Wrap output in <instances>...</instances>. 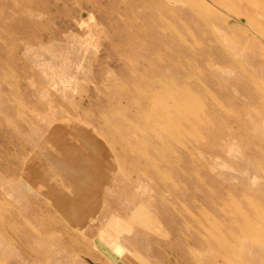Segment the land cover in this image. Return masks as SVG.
<instances>
[{"label": "rangeland", "instance_id": "obj_1", "mask_svg": "<svg viewBox=\"0 0 264 264\" xmlns=\"http://www.w3.org/2000/svg\"><path fill=\"white\" fill-rule=\"evenodd\" d=\"M45 1L0 0V264H264V27Z\"/></svg>", "mask_w": 264, "mask_h": 264}, {"label": "bare ground", "instance_id": "obj_2", "mask_svg": "<svg viewBox=\"0 0 264 264\" xmlns=\"http://www.w3.org/2000/svg\"><path fill=\"white\" fill-rule=\"evenodd\" d=\"M31 1V0H30ZM33 1V0H32ZM45 1V0H44ZM134 1V3H136L137 4V6H139V7H142V9L143 10H148V11H150L151 9V7L153 6V5H156L157 3H160L164 8H166L168 11L169 10H171L170 8H172V5H175L176 3H177V1H179V2H182L183 4L186 2H188V5H189V7H190V9L191 10H193L194 11V13L196 14V15H198V16H201V17H205V19L206 18H211V19H217V13L219 12V11H221V9L222 8H224V9H226V11H229V12H232L233 14L235 13V17H237V21H239V22H241V19L242 18H244L245 19V21H246V23H248V24H254V25H258L259 26V28H262V27H264V24H263V21H264V0H133ZM28 2H29V0H28ZM46 2V1H45ZM51 2H53V1H51ZM64 2V1H63ZM25 4H27V2H25ZM36 4V3H35ZM44 4V3H43ZM106 4H112V5H119V4H122V5H124L125 3H122V1L121 0H106ZM180 4V3H179ZM24 5V4H23ZM22 5V6H23ZM40 5H41V3H40ZM48 5H50V4H48ZM59 5H61V4H59ZM44 6H46V4L44 5ZM12 7V6H11ZM37 7V6H36ZM35 7V8H36ZM42 7V6H41ZM41 7H37L35 10H40L41 12L42 11H46V10H43V8H41ZM47 7V6H46ZM46 7H45V9H46ZM49 7V6H48ZM91 7H92V5H91ZM99 7V6H98ZM97 7V8H98ZM30 8V7H29ZM59 8V7H58ZM65 8V7H64ZM174 8H176V7H174ZM178 8V7H177ZM12 9L16 12V11H19L20 9H21V7H19L17 4H15V5H13V7H12ZM25 9H26V5H25ZM48 9V8H47ZM86 9V8H85ZM22 10H24L23 9V7H22ZM21 10V11H22ZM32 10V9H31ZM53 10V9H52ZM57 10V9H56ZM91 10V9H90ZM99 10V9H98ZM157 10V9H156ZM33 11V10H32ZM137 11V10H136ZM163 11V10H162ZM173 11V10H172ZM192 11V12H193ZM40 12V13H41ZM53 12V11H52ZM158 12V11H157ZM170 12V11H169ZM168 12V13H169ZM51 13V12H50ZM143 13V12H142ZM45 14H48V12L46 11V13ZM59 14H61V13H59ZM139 14V13H138ZM145 14V13H144ZM157 14V13H156ZM55 15V14H54ZM58 15V14H57ZM143 15V14H142ZM146 15H147V13H146ZM152 15V14H151ZM160 15V14H159ZM230 15H232V14H230ZM53 16V15H52ZM144 16V15H143ZM162 16V15H161ZM228 16V15H227ZM50 17V16H49ZM149 17V16H148ZM147 17V18H148ZM153 17V16H152ZM234 17V18H235ZM59 18H61V17H59ZM142 18V17H141ZM144 18V17H143ZM150 18V17H149ZM165 18V17H164ZM157 19V18H156ZM52 20V19H51ZM55 20V19H54ZM152 20V19H151ZM263 20V21H262ZM223 21V20H222ZM229 21V20H228ZM150 22V21H149ZM158 22V21H157ZM163 22H165V21H163ZM162 22V23H163ZM206 22V21H205ZM169 23V22H168ZM58 24V23H57ZM63 24V23H62ZM124 24V23H123ZM130 24V25H129ZM142 23H140V25H141ZM167 24V23H166ZM176 24V23H175ZM174 24V25H175ZM182 24V26H183V22L181 23ZM185 24V23H184ZM125 25L127 26V28L129 27L130 28V26H131V29H134V27L131 25V23H129V22H126L125 23ZM58 26V25H57ZM206 26V25H205ZM213 25H211V27H212ZM249 26V25H248ZM170 27V26H169ZM176 27V26H175ZM210 27V26H209ZM214 27H215V25H214ZM220 27V26H219ZM230 27V26H229ZM172 28V27H171ZM227 28V27H226ZM225 28V29H226ZM250 28V27H249ZM57 29V28H56ZM187 29V28H186ZM189 29V28H188ZM187 29V30H188ZM197 29V28H196ZM207 29V28H206ZM216 29V28H215ZM251 29V28H250ZM140 30H142V28H140ZM163 30V29H162ZM167 30V29H166ZM217 30V29H216ZM226 30H228V29H226ZM253 30V29H252ZM148 31V30H147ZM182 31H183V29H182ZM210 31V30H209ZM230 31V30H229ZM260 31H262L263 33H264V29H261ZM156 32V31H155ZM180 32V31H179ZM187 32V31H186ZM200 33H201V30L199 31ZM211 32V31H210ZM218 32V31H217ZM146 33V32H145ZM204 33V32H203ZM207 33V32H206ZM147 34V33H146ZM165 34V33H164ZM174 34V33H173ZM209 34V33H208ZM151 35V34H150ZM171 35V34H170ZM175 35V34H174ZM177 35V34H176ZM201 35V34H200ZM153 36V35H152ZM210 36V35H209ZM229 36V35H228ZM231 36V35H230ZM162 37V36H161ZM180 37H181V40L180 41H182L183 43L185 42L186 43V41H185V39H184V37L183 36H181L180 35ZM191 37V36H190ZM208 37V36H207ZM236 37V36H235ZM260 37V36H259ZM150 38H152V37H150ZM172 38V37H171ZM192 38V37H191ZM190 38V39H191ZM205 39V38H204ZM208 39V38H207ZM240 39H242V38H240ZM156 40H158V39H156ZM239 40V39H238ZM154 41V40H153ZM160 41V40H159ZM158 41V42H159ZM201 41V40H200ZM209 41V40H208ZM251 41V40H250ZM150 42H151V40H150ZM190 42V41H189ZM211 43V42H210ZM212 43H213V41H212ZM211 43V44H212ZM252 43V42H251ZM157 44V43H156ZM194 44V43H193ZM197 44H198V42H197ZM205 44V43H204ZM163 45V44H162ZM166 45V44H165ZM250 45V44H249ZM254 45V44H253ZM252 45V46H253ZM190 46V45H189ZM256 46V45H255ZM254 46V47H255ZM154 47H156V46H154ZM153 47V49L155 50L156 48H154ZM191 47V46H190ZM210 48V47H209ZM215 48H216V45H215ZM256 48V47H255ZM260 48V47H259ZM212 50V49H211ZM179 51V50H178ZM192 51V50H191ZM164 52V51H163ZM167 52H169V51H167ZM216 52V51H215ZM219 53H220V51H218ZM222 52H223V50H222ZM146 53H148V52H146ZM166 53V52H165ZM173 53V52H172ZM193 53V52H192ZM209 53V52H208ZM168 54V53H167ZM212 54V53H211ZM253 54V53H252ZM173 55V54H172ZM179 55V54H178ZM191 54L189 53V56H190ZM217 55V54H216ZM223 55H225V53L223 54ZM228 55V54H227ZM165 56V55H164ZM183 56V55H182ZM199 56H202V55H199ZM174 57V56H173ZM191 58H192V56H190ZM212 57H213V55H212ZM226 57V56H225ZM253 57V56H252ZM176 58V57H175ZM223 58V57H222ZM231 58V57H230ZM203 59V58H202ZM206 59H208L209 60V58H206ZM186 60V59H185ZM191 60V59H190ZM223 60V59H222ZM221 60V61H222ZM228 60V59H227ZM250 60H252V59H249V61ZM189 61V60H188ZM187 61V62H188ZM224 61V60H223ZM163 62V61H162ZM179 62V61H178ZM208 62V61H207ZM220 62V61H219ZM232 62V61H231ZM192 63H193V61H192ZM198 63V62H197ZM230 63V62H229ZM233 63V62H232ZM240 63H241V61H240ZM177 64V63H176ZM180 64V63H179ZM183 64V63H182ZM199 64V63H198ZM211 64V63H210ZM223 64V63H222ZM225 64H226V61H225ZM228 64V63H227ZM235 64V63H234ZM233 64V65H234ZM207 65V64H206ZM212 65V64H211ZM215 65V64H214ZM217 65V64H216ZM183 66V65H182ZM198 66V65H197ZM201 66V65H200ZM228 66V65H227ZM177 67H179V66H177ZM215 67V66H214ZM217 67V66H216ZM220 67V66H219ZM223 67V66H222ZM221 67V68H222ZM234 68H236V67H234ZM214 69V68H213ZM239 73H237V72H235V73H237V75H239V79H240V89L241 88H247V85H246V83H245V81H249V76H248V74L246 73L245 75H244V69L240 66L239 68ZM194 70V69H193ZM236 70V69H235ZM220 71V70H219ZM218 71V72H219ZM232 71H234V70H232ZM232 71H231V74H232ZM237 71V70H236ZM218 72H217V74H218ZM186 73V72H185ZM191 73V72H190ZM189 73V74H190ZM211 73V72H210ZM216 73V72H215ZM234 73V74H235ZM168 74L170 75L171 73H169L168 72ZM191 74H193V73H191ZM219 74H220V72H219ZM224 74V73H223ZM229 74H230V72H229ZM184 76V75H183ZM244 76V77H243ZM248 76V77H247ZM171 77V76H170ZM173 77V76H172ZM251 77V76H250ZM206 78V77H205ZM212 78V77H211ZM178 80H179V77H178ZM184 80V79H183ZM176 81V80H175ZM235 82V81H234ZM237 82V81H236ZM163 83V82H162ZM176 83H178V82H176ZM180 83V82H179ZM159 84V83H158ZM184 84V83H183ZM160 85V84H159ZM170 85V84H169ZM173 85V84H172ZM185 85V84H184ZM171 86V85H170ZM182 86V85H181ZM198 86V85H197ZM165 87H166V85H165ZM164 87V88H165ZM177 87V86H176ZM177 88H180V86H178ZM233 88V87H232ZM235 88V87H234ZM259 88V87H258ZM167 89V88H166ZM170 89V88H169ZM165 90V89H164ZM171 90V89H170ZM161 91V90H160ZM184 91H186V90H184ZM200 91V90H199ZM198 91V92H199ZM241 91V90H240ZM201 92V91H200ZM247 92V91H246ZM193 93V92H192ZM163 94V93H162ZM168 94V93H167ZM172 94V93H171ZM210 94V93H209ZM247 96L243 99V100H241V104L239 105V106H241V110H242V113L243 114H250L251 112H254L255 113V115L257 116V114H259V112H260V110L258 109V107H257V100H258V98H259V96L262 94V92H261V90H260V88L257 90V91H255V90H253L252 92H247ZM187 95V94H186ZM151 96V95H150ZM180 96V95H179ZM183 96V95H182ZM137 98V97H136ZM155 98H157L156 96H155ZM164 99H165V97H164ZM169 99V98H168ZM171 99V98H170ZM207 99H209V98H207ZM215 99V98H214ZM160 100V99H159ZM158 100V101H159ZM183 100V99H182ZM211 100V99H210ZM163 101V100H162ZM179 101H180V99H179ZM185 101V100H184ZM165 102H166V100H165ZM171 102V101H170ZM192 102V101H191ZM167 103H169V102H167ZM172 103V102H171ZM158 104H160V102L158 103ZM178 104V103H177ZM193 104V103H192ZM163 105V104H162ZM173 105V104H172ZM187 105V104H186ZM262 105V104H261ZM260 105V106H261ZM169 106V105H168ZM194 106H195V104H194ZM186 107V106H185ZM191 107V106H190ZM166 108H168L169 109V107H166ZM192 108V107H191ZM172 109H174V108H172ZM176 109V108H175ZM181 109V108H180ZM191 114V113H190ZM204 115V114H203ZM186 116H187V114H186ZM161 117H163L162 116V114H161ZM166 116H164V118H165ZM180 117V116H179ZM182 117V116H181ZM187 118H189V116L187 117ZM247 118V117H246ZM150 119V118H149ZM148 119V120H149ZM161 119V118H160ZM170 119V118H169ZM182 119V118H181ZM247 119H249V118H247ZM147 120V121H148ZM171 120V119H170ZM199 120V119H198ZM158 121V120H157ZM161 121V120H160ZM164 121V120H163ZM182 121H183V119H182ZM251 122V121H250ZM249 122V123H250ZM248 122H246V121H243V119H242V125H243V128H249V129H252L253 130V128H256V127H259V126H256L255 125V123L253 124V125H251V124H249ZM23 128V127H22ZM263 128V127H262ZM6 130V129H5ZM257 130V128L255 129V131ZM3 132H6V131H3ZM256 133V132H255ZM251 134V133H250ZM253 135H255V134H253ZM248 136H250V135H248ZM254 137V136H253ZM250 138H251V136H250ZM251 139H254V138H251ZM259 139V138H258ZM250 140V139H249ZM261 140V139H260ZM260 140H259V142H260ZM245 141H246V138H245ZM209 142V141H208ZM247 142V141H246ZM256 142H257V140H256ZM249 143V142H248ZM246 144V143H245ZM212 147V146H211ZM249 147H250V145H249ZM252 147H253V145H252ZM254 147H256V146H254ZM201 148V147H200ZM205 148V147H204ZM52 149V148H51ZM247 149V148H246ZM255 150V149H254ZM245 152V151H244ZM251 152V151H250ZM250 160V159H249ZM257 172V171H256ZM262 173V172H261ZM233 202V201H232ZM264 217V216H263ZM251 225V224H250ZM29 226V225H28ZM30 227V226H29ZM252 228V227H251ZM33 230V229H32ZM252 230H254V229H252ZM34 231V230H33ZM35 231H38V230H35ZM258 231V230H257ZM249 232V231H248ZM245 233V232H244ZM246 234V233H245ZM257 234H260L259 232L257 233ZM244 235V234H243ZM248 236V235H247ZM252 237V236H251ZM216 239V238H215ZM254 240V239H253ZM256 242V241H255ZM74 249V248H73ZM73 254V253H72ZM71 254V255H72ZM236 262V261H235Z\"/></svg>", "mask_w": 264, "mask_h": 264}]
</instances>
